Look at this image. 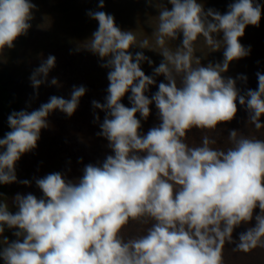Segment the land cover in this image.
Returning a JSON list of instances; mask_svg holds the SVG:
<instances>
[{"label":"clouds","instance_id":"obj_1","mask_svg":"<svg viewBox=\"0 0 264 264\" xmlns=\"http://www.w3.org/2000/svg\"><path fill=\"white\" fill-rule=\"evenodd\" d=\"M168 3L154 33L163 60L152 76L141 67L151 66V58L131 51L148 49V40L137 44L113 15L87 11L98 27L76 51L98 56L100 67L108 69L105 102L91 104L105 113L96 135L107 140L112 154L85 165L76 181L61 172L37 178L43 195L16 194L15 212L0 202V234L9 229L17 237H4L3 264H223L226 242L235 245L233 251L264 248V140L232 129L227 149L211 147L216 141L207 136L199 146L186 143L194 127L216 130L230 123L238 104L245 107L248 123L264 127V73H256L257 89L243 94L237 80L247 83L246 75H223L232 62L250 55L251 46L240 41L248 26H260L264 5L233 0L221 13L199 0ZM98 7L103 9L105 0H98ZM36 10L33 0H0V51L13 49L28 34ZM201 36L213 52L223 44L221 62L205 66L196 58L193 66L194 42ZM180 37L175 52L165 47L166 38ZM55 66L56 57L49 55L32 71L37 97L41 85L61 86L56 77L48 79ZM161 75L167 82L149 97ZM86 91L73 85L69 99L52 95L37 109L11 112L10 131L0 137V185L17 182L16 164L38 146L50 114L59 110L71 117ZM128 93L130 107L122 103ZM152 104L160 122L144 134L141 120L148 119ZM20 183L30 186L28 180ZM133 221L150 226L126 239L124 229ZM242 224L251 226L234 239Z\"/></svg>","mask_w":264,"mask_h":264},{"label":"trees","instance_id":"obj_2","mask_svg":"<svg viewBox=\"0 0 264 264\" xmlns=\"http://www.w3.org/2000/svg\"><path fill=\"white\" fill-rule=\"evenodd\" d=\"M33 2L37 5L38 10L34 12V19L31 21L32 27L39 19H47L51 15V11H54L57 16L55 17L53 25L44 33V37L39 40L32 49L33 54H30L26 59L27 63H25L24 66L31 73L40 65L43 59H46L49 55H54L56 57V66L50 71L51 73L65 61L67 57L66 49L70 42L82 41L91 36L97 29L98 22L88 17L86 14L88 10L105 11L113 15L117 26L122 30H131L134 33L137 44L145 39L148 40V49L151 50L137 49L145 51L144 55H150V57H152L153 64L149 70L151 74H153V69L160 64L158 61L162 59V56L159 53L162 49L156 44L154 33L158 27L159 12L166 7H171L170 4L164 3L162 0L158 3H156L155 0H151L150 5L146 0H105V7L103 9L98 7V0L86 4L76 3L75 0H54V3L52 0H33ZM199 2L205 4L206 8H214L224 13L227 11L228 4L233 2V0H199ZM259 2L264 5V0H259ZM25 38L26 36H21L16 41L13 49L5 50V55L8 60H13L16 50L24 43ZM181 39L182 37L176 40L166 38L165 47L176 51L177 47L181 44ZM240 42L246 47L251 46L250 55L232 62L229 66V70L223 75L225 77H232L233 79L240 74L246 75L247 83L237 80V87L241 90V94H243L249 88L254 90L257 89L258 81L256 73H264V14H262L260 26H248ZM196 58H199L200 63L205 66L210 62L213 64L221 62L223 60V44L221 45L220 51L213 52L212 48L206 44L204 38L202 36L199 37L197 41L194 42V67L198 66L195 63ZM144 69H147L146 63L143 64L142 67V70L146 73ZM107 72L108 69L102 68L100 74L92 77L95 86L97 84L101 86L104 93H106L109 84ZM157 80L160 81L156 82V86H150L149 92L146 93L149 97L158 90V84L160 82H167L163 76L158 77ZM179 81L180 77L177 76L178 84ZM128 95H130V93L122 99V103L130 107ZM95 100L99 101V99L96 98ZM91 102L92 101L89 102V106L82 103L78 107L81 111L84 109L83 112H75L71 117L67 116L63 122H53V124H57L60 127L55 132L58 146L53 149L51 148L49 154L52 155L57 153L56 151L58 150L63 151L67 148L71 149V152L80 149V154L72 157L74 160L71 161V165L63 169V172L61 171L67 179L73 181H76L82 176V169L85 165L97 163V161L90 158L82 159V157L85 154L96 151L98 146L106 143L103 137L96 135V133L100 131L99 124L102 123L105 113L103 111H90L93 109ZM150 107L151 114L148 119L141 120V132L144 134L160 122L157 117L155 105L152 104ZM94 113L100 116L99 122H95ZM137 116L139 118V114H137ZM262 122H264V118H262ZM232 129L250 138L264 140V127L256 129L254 125L248 123V113L245 107L239 106L238 104V113L230 123L221 124L216 130H202L194 127L188 131L186 143H188L189 146H199L202 138L207 136L210 140L216 141L215 144L210 145L211 147L227 149L231 146L228 136L229 131ZM88 149H90V151ZM109 152L111 153V150H109ZM252 223L254 224L255 221ZM149 226L150 223L141 225L136 233L138 235L144 234ZM249 226L251 225L242 224L239 228L235 229L233 233L234 239H238V234L245 231ZM234 247V244L225 243L222 251L223 264H264V248L257 247L250 252H242L233 251Z\"/></svg>","mask_w":264,"mask_h":264},{"label":"rangeland","instance_id":"obj_3","mask_svg":"<svg viewBox=\"0 0 264 264\" xmlns=\"http://www.w3.org/2000/svg\"><path fill=\"white\" fill-rule=\"evenodd\" d=\"M94 1L96 0H75L76 3L80 4ZM159 1L161 0H155L156 3ZM52 2L54 3V0H52ZM162 2L169 4L168 0H162ZM56 16L57 14L51 11V15L47 19H39L34 24L30 32L26 35L24 43L16 50L13 60H8L6 57V49L0 51V137H3L5 133L10 131L7 118L11 112L23 109L28 111L37 109L42 103L47 102L52 95L69 99L73 85H83L87 89L85 95L80 100L79 106L82 103L89 106V102L95 100V98L99 99L101 103L105 102L107 91L104 93L101 86L98 84L95 86V82L92 81V77L100 74L102 70L100 64L103 63V61H101L98 56L86 50L81 49L80 51H76L77 45L83 46V44L86 43V39L70 42L66 49L67 57L65 61L60 67H57L49 74V82L52 77H56L61 86H53L50 85V83L41 85L39 88V96L37 97L35 95V90L31 86L29 79L31 72H29L24 65L27 63L26 59L29 55L33 54L32 49L35 47L36 43L44 37L46 30L53 25ZM131 51L133 55L138 51L145 52L137 49V47H133ZM171 51L175 52L172 49ZM148 57H150V55ZM150 58L153 61L152 57ZM161 60H163V57L160 61ZM160 61L158 62L161 63ZM145 63L147 65V69H144L146 70L145 74L152 76L153 74L149 71L152 65L150 66L147 62H144L141 67H143ZM158 77H155L156 82L158 81ZM156 84L154 86H156ZM83 110L81 111L77 108L75 112L80 111L81 113ZM93 110L95 112L100 111L99 109H91L90 111ZM66 117L67 115L59 110L50 114L48 120L51 125L49 128L41 131V138L38 141V146L33 151L24 154L16 164L17 182L0 185V194H2L0 195V202H7L11 211H16L13 200L16 194L26 195L32 193L38 198L41 197L43 194L36 186L35 180L49 173L61 172L63 169L67 168L68 165H71V161L74 160L72 158L74 155L77 156L80 154V149L71 152L69 148L63 151L58 150L56 151L57 153L52 155L49 154L51 148L53 149L58 146L55 132L60 127L57 124H53V122H63ZM105 142V144L98 146L96 151L85 154L82 159L90 158L94 161L102 162L107 155L112 154V152H109L111 149L108 148L107 140ZM88 150L90 151V149ZM23 180L30 181V186L20 183V181ZM141 225L144 224L136 221L131 222L124 229L123 235L125 238L137 236L138 234L136 231L140 229ZM13 232L14 230L6 229L3 234H0V248L6 246L4 241L5 236L9 241L17 239V237L13 235ZM0 264H3V262L0 261Z\"/></svg>","mask_w":264,"mask_h":264}]
</instances>
